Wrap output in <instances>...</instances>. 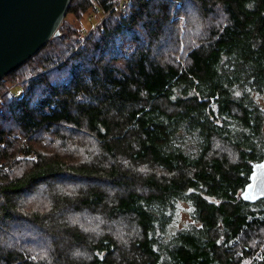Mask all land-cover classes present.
Listing matches in <instances>:
<instances>
[{"label":"trees","instance_id":"1","mask_svg":"<svg viewBox=\"0 0 264 264\" xmlns=\"http://www.w3.org/2000/svg\"><path fill=\"white\" fill-rule=\"evenodd\" d=\"M116 2L0 80V264H264V0Z\"/></svg>","mask_w":264,"mask_h":264},{"label":"water","instance_id":"2","mask_svg":"<svg viewBox=\"0 0 264 264\" xmlns=\"http://www.w3.org/2000/svg\"><path fill=\"white\" fill-rule=\"evenodd\" d=\"M70 0H0V80L59 33ZM240 197L264 198V157L251 163Z\"/></svg>","mask_w":264,"mask_h":264},{"label":"rangeland","instance_id":"3","mask_svg":"<svg viewBox=\"0 0 264 264\" xmlns=\"http://www.w3.org/2000/svg\"><path fill=\"white\" fill-rule=\"evenodd\" d=\"M126 6H127V4H126ZM116 10L118 11V10H120V8L117 7ZM120 13H121V11H120ZM120 13H119V14H120ZM122 13H123V12H122ZM119 14H118V15H119ZM101 16H102V14L95 12V10H94V8H93L92 11H91L90 13H88V14L86 15V17L83 18L80 22L77 21L76 19H71V21H72L75 25H77L78 27L83 28V31L81 32V35H80V36H81L82 38H84L85 35H86L91 29H93L96 25L99 24V22L102 20V18H104V17H106V16H111V17H113V18H116V16H115L114 14H113V15H108V14H107V15H105V16L102 17V18H101ZM117 17H118V16H117ZM19 72H20V71H19ZM3 83L9 85V89H12V90H13V88H12L13 86H10V85H12V82L9 80V77L4 78ZM259 101L264 105V95H262V96L259 97ZM186 219H187V213H186V211L184 210V211L182 212L181 216L179 215V221H178V224H182V223H184Z\"/></svg>","mask_w":264,"mask_h":264},{"label":"built area","instance_id":"4","mask_svg":"<svg viewBox=\"0 0 264 264\" xmlns=\"http://www.w3.org/2000/svg\"><path fill=\"white\" fill-rule=\"evenodd\" d=\"M127 4V0H117V2L115 3V5L108 11H102L100 8H98L97 6L94 7L95 12L102 14L101 18L104 17L105 15H115L116 17L118 16V14L120 13V11L122 9H124L126 7ZM119 7L120 10H116V8ZM36 155V153L32 150L29 152L28 156L30 157H34Z\"/></svg>","mask_w":264,"mask_h":264},{"label":"bare ground","instance_id":"5","mask_svg":"<svg viewBox=\"0 0 264 264\" xmlns=\"http://www.w3.org/2000/svg\"><path fill=\"white\" fill-rule=\"evenodd\" d=\"M60 26V25H59ZM51 39V38H50ZM19 139V138H18ZM23 142V141H22ZM28 143V142H27ZM36 152H38V151H36ZM24 154V153H23ZM46 156V155H45ZM27 159V158H26Z\"/></svg>","mask_w":264,"mask_h":264}]
</instances>
